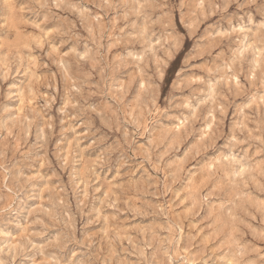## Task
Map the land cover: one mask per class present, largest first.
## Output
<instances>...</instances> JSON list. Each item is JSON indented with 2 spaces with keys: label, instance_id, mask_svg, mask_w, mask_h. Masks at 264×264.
<instances>
[{
  "label": "rangeland",
  "instance_id": "374dc122",
  "mask_svg": "<svg viewBox=\"0 0 264 264\" xmlns=\"http://www.w3.org/2000/svg\"><path fill=\"white\" fill-rule=\"evenodd\" d=\"M0 264H264V0H0Z\"/></svg>",
  "mask_w": 264,
  "mask_h": 264
}]
</instances>
